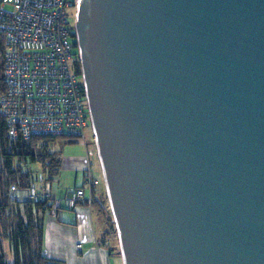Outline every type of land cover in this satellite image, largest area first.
I'll use <instances>...</instances> for the list:
<instances>
[{"label": "water", "instance_id": "1", "mask_svg": "<svg viewBox=\"0 0 264 264\" xmlns=\"http://www.w3.org/2000/svg\"><path fill=\"white\" fill-rule=\"evenodd\" d=\"M123 264H264V0H80Z\"/></svg>", "mask_w": 264, "mask_h": 264}, {"label": "built area", "instance_id": "2", "mask_svg": "<svg viewBox=\"0 0 264 264\" xmlns=\"http://www.w3.org/2000/svg\"><path fill=\"white\" fill-rule=\"evenodd\" d=\"M79 3L80 0H0V35L4 39L0 82L5 85L0 115L10 139L81 141L87 157L97 159L102 171L86 82L80 70V47L72 35ZM99 185L90 163L82 186L64 199L53 198L49 183L41 187L32 184L27 189L12 187L11 191L21 202H48L49 214L57 217L60 210L91 206ZM76 249L82 252L81 244Z\"/></svg>", "mask_w": 264, "mask_h": 264}, {"label": "trees", "instance_id": "3", "mask_svg": "<svg viewBox=\"0 0 264 264\" xmlns=\"http://www.w3.org/2000/svg\"><path fill=\"white\" fill-rule=\"evenodd\" d=\"M72 35L76 37L75 31ZM3 53L4 39L0 35V74ZM4 93L5 85L0 82V97ZM55 140H12L0 115V264H65L45 254L44 217L49 214L48 202H21L11 191L12 187L27 189L36 184L30 163L41 165L44 181L51 185L60 176L62 158L53 146ZM97 202L94 198L92 205ZM108 222L114 223L112 219Z\"/></svg>", "mask_w": 264, "mask_h": 264}, {"label": "crops", "instance_id": "4", "mask_svg": "<svg viewBox=\"0 0 264 264\" xmlns=\"http://www.w3.org/2000/svg\"><path fill=\"white\" fill-rule=\"evenodd\" d=\"M90 163L99 179L102 171L95 158L87 157V149L79 158H70L69 161L62 160V170L69 169L72 172L84 174ZM80 184L73 189L65 190L63 195H57V191H54L52 187L53 198H66L70 192L81 187ZM97 194L99 193L95 192L96 200ZM99 225L93 205L83 204L75 211L60 210L57 217L50 214L45 215L46 256L63 261L65 264H112L113 259L109 249L99 243ZM79 244L82 246V252L76 249Z\"/></svg>", "mask_w": 264, "mask_h": 264}, {"label": "rangeland", "instance_id": "5", "mask_svg": "<svg viewBox=\"0 0 264 264\" xmlns=\"http://www.w3.org/2000/svg\"><path fill=\"white\" fill-rule=\"evenodd\" d=\"M76 10L72 7L71 12L74 13ZM73 43V40H71ZM89 134L91 131H87ZM54 144V145H53ZM52 145L56 147L60 151V155L62 160L69 161L70 158H79L80 156L84 155L86 152V147L81 141H73L68 139H56ZM92 148V146H91ZM97 160V159H96ZM98 162V160H97ZM98 164V163H97ZM96 166V163H95ZM95 168V167H94ZM97 168V167H96ZM30 169L34 172V177L36 179V185L41 187L42 184L48 183L44 181V175L42 172V167L40 164H32L30 163ZM97 176V175H96ZM84 179L83 173H75L71 170H62L60 176L52 183H49L50 186L53 187L54 191H57V195H63V192L67 189H73L75 186L82 185ZM99 180L100 182L99 187L97 188V200L98 202L93 205L95 209V215L99 220V243L109 249L111 253V258L113 259L112 264H123L120 245L118 240V234L116 225L113 219L112 211L110 208L109 199L107 196V191L105 187V182L103 177L100 175ZM108 219L113 220V224L111 225L108 222ZM6 249L9 252L10 248L8 243H6ZM11 254V253H9Z\"/></svg>", "mask_w": 264, "mask_h": 264}]
</instances>
